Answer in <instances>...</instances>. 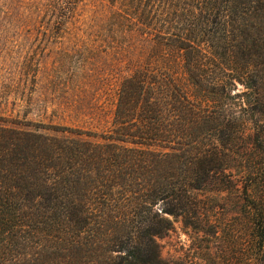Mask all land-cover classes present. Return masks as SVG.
Segmentation results:
<instances>
[{"label":"trees","instance_id":"trees-1","mask_svg":"<svg viewBox=\"0 0 264 264\" xmlns=\"http://www.w3.org/2000/svg\"><path fill=\"white\" fill-rule=\"evenodd\" d=\"M106 1L146 62L109 134L0 124V264H170L156 237L211 226L205 191L237 194L245 264H264V0Z\"/></svg>","mask_w":264,"mask_h":264},{"label":"rangeland","instance_id":"rangeland-1","mask_svg":"<svg viewBox=\"0 0 264 264\" xmlns=\"http://www.w3.org/2000/svg\"><path fill=\"white\" fill-rule=\"evenodd\" d=\"M62 0H0V124L47 134H109L120 82L144 66L150 36L106 0H80L64 22ZM73 130L61 131L57 128ZM82 137L96 139L93 136ZM207 229L179 216L156 237L170 264H245L248 227L237 194L201 192Z\"/></svg>","mask_w":264,"mask_h":264}]
</instances>
